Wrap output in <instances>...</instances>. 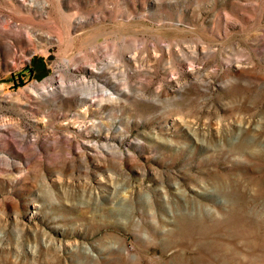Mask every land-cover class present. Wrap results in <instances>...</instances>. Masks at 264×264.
Returning a JSON list of instances; mask_svg holds the SVG:
<instances>
[{"label": "rangeland", "instance_id": "rangeland-1", "mask_svg": "<svg viewBox=\"0 0 264 264\" xmlns=\"http://www.w3.org/2000/svg\"><path fill=\"white\" fill-rule=\"evenodd\" d=\"M0 264H264V0H0Z\"/></svg>", "mask_w": 264, "mask_h": 264}, {"label": "bare ground", "instance_id": "bare-ground-1", "mask_svg": "<svg viewBox=\"0 0 264 264\" xmlns=\"http://www.w3.org/2000/svg\"><path fill=\"white\" fill-rule=\"evenodd\" d=\"M75 86V85H74Z\"/></svg>", "mask_w": 264, "mask_h": 264}]
</instances>
